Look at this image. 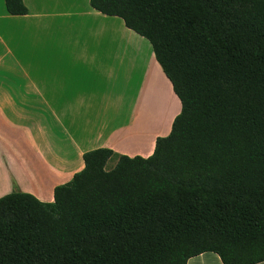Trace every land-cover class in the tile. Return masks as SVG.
<instances>
[{
	"label": "trees",
	"instance_id": "1",
	"mask_svg": "<svg viewBox=\"0 0 264 264\" xmlns=\"http://www.w3.org/2000/svg\"><path fill=\"white\" fill-rule=\"evenodd\" d=\"M90 5L150 42L181 112L148 158L92 150L53 202L1 197L0 264L264 263V0Z\"/></svg>",
	"mask_w": 264,
	"mask_h": 264
},
{
	"label": "crops",
	"instance_id": "2",
	"mask_svg": "<svg viewBox=\"0 0 264 264\" xmlns=\"http://www.w3.org/2000/svg\"><path fill=\"white\" fill-rule=\"evenodd\" d=\"M23 1L28 14L13 16L0 0V198L51 203L89 151L152 156L181 103L150 42L121 18L90 0ZM188 264L223 263L205 253Z\"/></svg>",
	"mask_w": 264,
	"mask_h": 264
},
{
	"label": "rangeland",
	"instance_id": "3",
	"mask_svg": "<svg viewBox=\"0 0 264 264\" xmlns=\"http://www.w3.org/2000/svg\"><path fill=\"white\" fill-rule=\"evenodd\" d=\"M114 165H115V163H114V162H111V163L108 165V168L111 169V168L114 167Z\"/></svg>",
	"mask_w": 264,
	"mask_h": 264
}]
</instances>
